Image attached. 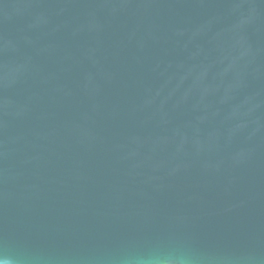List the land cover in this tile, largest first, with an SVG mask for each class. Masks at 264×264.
Listing matches in <instances>:
<instances>
[{
    "label": "water",
    "instance_id": "1",
    "mask_svg": "<svg viewBox=\"0 0 264 264\" xmlns=\"http://www.w3.org/2000/svg\"><path fill=\"white\" fill-rule=\"evenodd\" d=\"M0 264H264V0H0Z\"/></svg>",
    "mask_w": 264,
    "mask_h": 264
}]
</instances>
